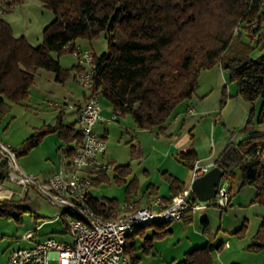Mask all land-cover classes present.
I'll return each instance as SVG.
<instances>
[{"label": "trees", "instance_id": "1", "mask_svg": "<svg viewBox=\"0 0 264 264\" xmlns=\"http://www.w3.org/2000/svg\"><path fill=\"white\" fill-rule=\"evenodd\" d=\"M39 1L54 13V18L43 28L42 43L37 46H32L24 36H15L11 25L0 16V124L10 111L11 102L27 99L39 68L52 71L56 81L64 82L77 66L65 70L59 55L71 52L78 37L91 40L101 34L108 45L99 55L94 52L93 91L118 116L130 114L138 129L165 131L176 107L195 91L199 72L215 64H220L230 80L236 82L237 95L251 104L242 129L253 122L264 124V0ZM258 47L263 49L253 56ZM55 108L60 112L56 124L43 125L27 136L14 148L17 157L37 145L47 132L59 133L65 140L67 155L81 142L77 120L63 123L64 111ZM174 156L190 169L198 159L193 147ZM214 165L224 171L222 178L226 180L225 174L234 179L239 170L240 187L253 186L255 201L264 205V132L250 135L237 144L227 143ZM109 169L120 182L126 181L131 173L129 163L110 164ZM106 171H98V175ZM5 173V165L1 163L0 184L6 180ZM162 177L170 192L165 200L185 189L184 183L170 173L164 171ZM104 179L92 178V184ZM131 186L135 188L134 178ZM153 188L151 183L146 187V198L156 194ZM130 200L127 195L125 201ZM27 201L26 192L20 197L0 198V218L18 219L27 210ZM133 202L136 207L142 206L139 200ZM88 203L105 217L115 216L119 211V203L112 197L89 196ZM165 224L168 223L146 224L126 236L124 253L133 264L139 259L137 250H147L155 237L167 232L163 229ZM147 226L160 228L150 237L140 235ZM245 227L246 224L234 234L242 236ZM257 230L248 245L253 250L264 247V216ZM139 235L143 242L136 247ZM212 251L206 244L185 252L180 260L169 264H211Z\"/></svg>", "mask_w": 264, "mask_h": 264}, {"label": "rangeland", "instance_id": "2", "mask_svg": "<svg viewBox=\"0 0 264 264\" xmlns=\"http://www.w3.org/2000/svg\"><path fill=\"white\" fill-rule=\"evenodd\" d=\"M15 6L3 14L12 28L15 36H24L32 46L42 43V30L54 18V13L45 7L39 0H18ZM107 41L103 34L91 40L85 37H78L75 46L90 48L99 55L107 49ZM264 47V46H263ZM263 48H256L253 56L260 53ZM57 57L55 54H53ZM60 65L67 71L76 64V58L72 52L66 51L59 55ZM68 75L64 82L56 81L52 71L39 68L35 74L34 82L29 89L28 97L20 103H12L10 111L4 116L0 124V139L9 143L13 148H18L21 142L30 134L41 128L43 125H55L59 115V109L50 105L58 103L64 111L63 120L71 123L77 120L76 112L69 107L77 104L84 98L88 90L76 79ZM99 102L106 110V100L99 97ZM187 105L193 108L192 114H187ZM258 108V104L255 106ZM251 110V104L237 95L236 82L230 80L228 72L224 71L220 64H215L209 69H203L198 75V85L186 101L181 102L169 118V124L165 131L160 132L156 128L152 130L138 129L130 114L119 117L118 120L105 122L108 128L106 138V163L113 166L130 164L131 173L126 181L120 182L114 178L111 169L107 170L108 178L94 184L93 193L97 197H115L119 204H123L127 195L133 200L136 196H142L145 188L151 182L156 186L157 193L167 195V183L163 180L162 173L167 169L185 172L190 170L180 163L172 154L170 144L179 138L187 137L183 148L192 143L197 156H212L216 159L220 151L227 143L237 144L240 140L250 135L264 132V124L253 122L246 129L243 128L246 118ZM255 116H253V121ZM65 145V140L58 132H47L42 135L41 141L32 147L26 154L18 156L19 166L26 172L39 174L40 177L50 170L53 164L59 162V147ZM170 151V152H169ZM110 161V162H109ZM112 161V162H111ZM26 162L29 168H25ZM57 167V166H56ZM177 167V168H176ZM240 176L239 170L236 171ZM229 183L236 185L237 180L224 175ZM134 178V186L129 187L130 181ZM3 187L18 189L16 183L5 180ZM130 191L128 193V191ZM236 191V188H234ZM233 194V192H232ZM31 211L41 213L44 216H51L52 212L45 205L43 199L37 195H31ZM209 214L212 225L219 227L221 216L225 215L224 210L209 204ZM34 217H31L32 226ZM197 219V217L195 216ZM41 219V218H40ZM46 219V218H45ZM234 224H231V226ZM194 225H184L181 222H171L164 225L173 228V233L167 231L166 236L155 237L154 252L146 256L141 250L143 259L140 264H153V254L164 259L170 257L181 258L183 251L187 249V235H192ZM53 237L70 242L71 238L64 233L65 226L59 221L51 226ZM220 232V231H219ZM169 233V234H168ZM223 233L220 232V235ZM20 228L12 220L0 218V264L7 254L13 249L23 247L26 244L19 240ZM180 240V241H179Z\"/></svg>", "mask_w": 264, "mask_h": 264}, {"label": "built area", "instance_id": "3", "mask_svg": "<svg viewBox=\"0 0 264 264\" xmlns=\"http://www.w3.org/2000/svg\"><path fill=\"white\" fill-rule=\"evenodd\" d=\"M18 0H1L0 16L14 7ZM76 58V68L71 72L77 81L88 90V94L78 109L77 124L82 140L70 155L65 154L58 169L42 179L37 174L24 171L18 164L15 149L0 139V164L6 168V180L12 181L27 190L32 186L43 199L56 209V216L67 218L70 242L46 237L29 247L13 249L5 264H133L124 253L126 236L141 226L151 223H171L189 220L193 214L205 209L209 204L223 210L231 199L229 181L220 178L215 196L207 201L193 197V179L205 174L214 166L213 162L200 164L196 161L191 169L190 186L165 200L154 197L148 204L136 207L134 202L126 201L119 207L118 214L105 217L94 211L88 203L92 187V175L105 171L110 164L103 160L106 140L94 131L101 121L111 122L118 114L113 112L105 118L101 112L97 94L93 91L95 73V53L90 48L75 46L71 51ZM59 107L58 103H50ZM69 107H73L70 105ZM193 108L186 110L192 114ZM4 194L0 193V198ZM32 236V230L24 234Z\"/></svg>", "mask_w": 264, "mask_h": 264}, {"label": "crops", "instance_id": "4", "mask_svg": "<svg viewBox=\"0 0 264 264\" xmlns=\"http://www.w3.org/2000/svg\"><path fill=\"white\" fill-rule=\"evenodd\" d=\"M83 95H84L83 100L79 101L77 104H74L72 107V109L76 112V116L78 115V109L80 108L81 104L85 100L86 93H84ZM105 106H106L105 107L106 110L104 108L102 109V107L100 105L101 112L105 118H108V116L112 115L113 109L108 103ZM189 107L190 106L187 105V108H189ZM63 114H64V112H63ZM125 115L126 114L118 116L116 120H118L119 117H121V116L124 117ZM61 119H62L63 123H65L63 118H61ZM104 124H105L104 121L98 122L94 126V131H96V133L98 135L104 136L105 140H106L107 134H108V128ZM165 128H167V127H165ZM186 139H187V137L179 138L178 140H175V142L170 144L169 150L172 152L174 150V147H176V152H178V151H181V150L184 151L190 147H193L192 143H190V145L188 147L183 148L184 143H186V141H185ZM65 148H66L65 145H62L59 147L60 157H59L58 164L57 165L53 164L52 170H50L48 173L42 175L41 177L39 174H37L40 178L45 179L58 169L59 165L62 162V158L65 155V152H64ZM176 152L174 151V153H172V154L175 155ZM105 157H106V154H104L103 159H105ZM197 161H199V163L203 165V164L210 163V162L214 163L215 158L213 159L212 156L202 155V156L198 157ZM23 166L25 168H29V165L26 162L23 163ZM164 171L170 173L171 175L177 177L180 181H182L185 185V188L190 186L191 169L190 170L188 169L185 172H180V173H179V171H175V169H173V170L167 169ZM107 176H108L107 171L104 175H102V174L98 175V172H95L92 175V178L93 179L96 178L97 180H101L103 178H108ZM234 179L237 180V182H236V185L233 182L230 183V186H231L230 203L226 209H223L225 211V215L221 216V218H220L221 223L219 224V227L217 229H215V227L212 225V220L210 219V214H209V210H208L209 206L205 209H201V210L196 211L193 214L192 218L189 220H180V221L178 220V221H176V222H181L184 225H186V224L189 226L194 225L193 227L195 228L194 231H192V235H187L188 241H186V244L188 247L185 251H183V254L185 252L191 251L194 248H198V247H201L203 245L208 244L213 248V251L211 253V258H210L212 261L211 264H263V262H264V247L261 249H258V250H253V249L248 248V245L250 244L253 235L256 233V231H258L257 229L259 228V225H260L262 218L264 216V205L255 201L254 198L256 195V190L253 186L244 185V187L243 186L240 187V176H238V174H236V177ZM166 185H167V189H168L167 195L158 194L156 186L153 185L154 186L153 189H155L156 194L152 195L150 198H146V195L148 193V190H147L146 193H145V191L143 192L142 196H136L133 200H130V201L133 202V201L139 200V203L141 205H146L148 199L152 200L156 196L168 198L170 196V192H169L168 184H166ZM93 188H94V184H92V187L90 189V194H89L90 197H93L95 199L108 198V197H97L93 193ZM234 188H236V191L234 190ZM153 189H152V191H153ZM25 192L27 193V196H28V201L26 203L27 210L25 212H23L18 217V219H9V220L14 221L19 226V228H20L19 240L24 241V243L26 244L23 247L32 246L36 242H38V241H40L46 237H53L52 234H54V232H56V231H54L53 229H50L49 226H51V225H53L59 221L63 222V225L65 226L64 233L68 234V228L66 225L67 224L66 216L62 215V216L57 217L56 216V212H57L56 209L54 207L50 206L43 199V197L34 188H32V186L29 187L25 191H21L20 187L18 189H12V188H8V187H3L2 183L0 184V193L4 194V196H2L1 198L20 197ZM232 192H233V194H232ZM32 194L37 195L43 199V201H44L43 205H45L52 212L51 216L47 217V216L42 215L41 213H38V212L33 213L31 211V207L29 206V204L31 203V200H32L31 199ZM112 198H115V197H112ZM120 206H121V204H119V207ZM32 216L34 217L33 218L34 219L33 220L34 221L33 226L31 223V217ZM195 216L197 217V219L195 218ZM2 219H4V218H2ZM4 220H7V219H4ZM231 224H234V225L231 226ZM244 224H246L244 233L242 236L238 237L237 235L234 234V232L237 229L241 228ZM159 228L160 227L156 228L155 226H147L145 229H143L141 231L140 235L145 236V237H150L152 235V233L154 232V230H157V229L159 230ZM173 229H174V227L173 228L172 227L167 228L166 231H168L169 233H173ZM29 230H32V236L29 238H25L24 234ZM219 231L222 232L223 234L220 235ZM166 233H164L162 236H159V237L163 238L164 235H165V237H167L168 235L166 236ZM140 235L137 238L136 247H138V246L140 247V245L143 242ZM53 238H55V237H53ZM155 242L156 241H154V242L152 241V246L144 251L146 256H149L150 254L154 253L155 251L158 252V249L155 248L156 247ZM183 254H182V256H183ZM8 255L9 254H7V256ZM136 255L139 257L138 262L136 264H140V262H142V259H143V254H141V250H137ZM7 256L1 262V264H5ZM153 257H154L153 258V261H154L153 264H169L172 260L178 261L182 258L181 257V258L177 259V257L173 256V257L164 259L163 256L160 255V257H157L155 254H153Z\"/></svg>", "mask_w": 264, "mask_h": 264}, {"label": "water", "instance_id": "5", "mask_svg": "<svg viewBox=\"0 0 264 264\" xmlns=\"http://www.w3.org/2000/svg\"><path fill=\"white\" fill-rule=\"evenodd\" d=\"M224 171L214 165L205 174L193 179L191 190L199 201H207L212 199L219 185L220 178L223 177Z\"/></svg>", "mask_w": 264, "mask_h": 264}]
</instances>
